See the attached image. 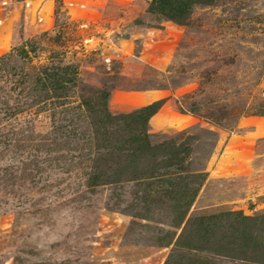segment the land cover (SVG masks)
Segmentation results:
<instances>
[{
  "label": "rangeland",
  "instance_id": "obj_1",
  "mask_svg": "<svg viewBox=\"0 0 264 264\" xmlns=\"http://www.w3.org/2000/svg\"><path fill=\"white\" fill-rule=\"evenodd\" d=\"M151 2L0 0V28L18 36L0 58L27 40L43 49L0 66V264H264V0L195 5L183 25ZM50 50L109 92L105 137L78 91L62 108L35 102L31 67ZM152 91L172 123L183 98L199 114L148 122L158 151L187 149L179 168L99 147L130 138L120 116Z\"/></svg>",
  "mask_w": 264,
  "mask_h": 264
},
{
  "label": "trees",
  "instance_id": "obj_2",
  "mask_svg": "<svg viewBox=\"0 0 264 264\" xmlns=\"http://www.w3.org/2000/svg\"><path fill=\"white\" fill-rule=\"evenodd\" d=\"M213 0H152L148 7V13L161 15L168 21L183 25L188 19L191 9L195 5H211ZM32 40H27L22 47H16L10 53L0 58V66L4 69L14 58L26 60L31 63L32 59L37 57L38 51H43L41 47H31ZM29 46V47H25ZM50 55L45 59L46 62L39 65H33L32 75L29 78L32 90L35 93V102L47 105L48 109H58L70 104L69 99L75 91L79 92L78 107L86 112L87 118L90 119L91 125L96 127L95 132L101 133L104 137L106 131L102 134L103 128L112 124V115L108 111L107 102L109 92L106 90H97L82 86L78 81V66L72 63H65L59 58V50H50ZM8 67V66H7ZM23 75H20V78ZM164 105L163 100L153 102L130 114L120 116V119L130 121L131 130L128 132L130 138L124 142L112 143L99 146L103 150H109L117 155V160H123L134 163L143 161L148 158L156 160L157 158L165 159V167L175 169L181 167L185 157L188 155L187 149L183 144L164 152L158 151L157 146H152L148 133L149 119ZM179 113L199 115L193 108L187 109L185 98L176 102ZM264 116V113L259 114ZM162 177L145 176L144 180L154 181ZM174 176L165 177V187H170ZM163 182V181H162ZM96 185V184H95Z\"/></svg>",
  "mask_w": 264,
  "mask_h": 264
},
{
  "label": "crops",
  "instance_id": "obj_3",
  "mask_svg": "<svg viewBox=\"0 0 264 264\" xmlns=\"http://www.w3.org/2000/svg\"><path fill=\"white\" fill-rule=\"evenodd\" d=\"M16 31L14 28V22L4 21L3 27L0 28V46L1 47H10L14 45L18 41V36L16 35ZM139 99L142 100V106H146L151 104L152 102L157 101L161 98V94L152 91V92H142L135 94ZM173 114L172 119L173 123L167 119L166 114L167 111L165 109H161L158 113H156L149 120V125L153 129H161L166 126H177L184 127L189 126L195 122L194 117L190 115L181 114L178 112H171ZM170 113V114H171Z\"/></svg>",
  "mask_w": 264,
  "mask_h": 264
}]
</instances>
